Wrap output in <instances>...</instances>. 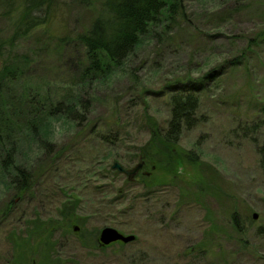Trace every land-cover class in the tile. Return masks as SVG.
<instances>
[{"label": "rangeland", "instance_id": "obj_1", "mask_svg": "<svg viewBox=\"0 0 264 264\" xmlns=\"http://www.w3.org/2000/svg\"><path fill=\"white\" fill-rule=\"evenodd\" d=\"M57 1L61 10L53 21L12 45V18L0 7V107L11 104L28 115L9 118L10 128L0 125V157L13 143L31 177L30 188L17 193L7 187L10 176L0 173V264L26 243L22 257L33 255V263L42 264L51 258L61 264H264V173L256 152L262 139L245 130L264 105V0H186L182 17L165 22L166 29L156 27L104 82L86 84L79 75L85 57L78 38L89 30L101 0ZM241 57L240 66L222 69ZM14 63L22 72L8 83L2 70ZM217 67L220 75L204 84L197 125L178 143L199 160L182 167L178 186L141 184L144 176L162 175L156 163L131 182L110 171L114 162L127 170L141 163L136 157L150 140L147 120L161 131L166 127L169 81ZM71 96L85 105L84 122L80 129L58 117L39 123L40 137L65 151L42 173L46 161L40 162L36 143L24 137L19 142L22 128L27 132L46 102ZM69 199H79L76 214L85 224H77L76 232L60 228L53 254L42 249L45 232L28 240L38 227L30 222L56 219ZM103 227L135 240L98 249Z\"/></svg>", "mask_w": 264, "mask_h": 264}, {"label": "trees", "instance_id": "obj_2", "mask_svg": "<svg viewBox=\"0 0 264 264\" xmlns=\"http://www.w3.org/2000/svg\"><path fill=\"white\" fill-rule=\"evenodd\" d=\"M185 1L101 0L98 13L93 19L89 30L78 38L81 47H83L85 57V65L82 66L79 74L81 76L80 80L84 84L93 80L104 82L112 74V68L121 66L125 59L135 50L146 44L156 27L166 29L165 22L176 17H182L185 11ZM0 7L5 10V15L12 18L10 20V28L11 32L12 30L13 32L12 36L8 39V44L11 45L14 41L28 35L31 31L53 21L56 18V13L61 10L57 0H0ZM60 40L62 41V39ZM241 59L242 57L228 61L223 68H212L202 75L193 76L187 74L184 77L169 81L165 85V89L167 90L165 94H170L168 99L169 119L166 127L161 131L154 122L147 120L146 124L150 128V140L146 146L140 149L136 157V160L143 162V168L156 163L157 171L162 175L158 178L142 177L141 184L144 187L151 188L156 184L175 183L185 173V170L182 168L183 166L190 165V163L198 165L199 160L195 152L179 149L178 143L180 137L184 131H189L197 125L198 119L196 114L199 110L204 84L209 80L216 79L220 75L219 72H222L221 70L225 67L240 66ZM243 60L242 64L244 63ZM25 61L27 60L25 59ZM4 66L1 76H4L8 83L16 80L19 73L22 72L21 68L15 63ZM77 97L72 98L71 96L68 99H61L54 105L46 102L44 109L33 113L35 116L32 117L31 125L28 127L27 132H25L24 127L22 128L26 136L24 135L18 140L20 142L24 137V139L38 145L37 152H40V157H42V161L40 162L46 161L41 167L44 170L42 173H48L65 151L62 147L59 153V149H52L51 144L45 138L40 137L38 133L39 123L42 124L45 120L58 117L74 125V128L78 127L80 129V125L85 119L86 107ZM32 101H27V103ZM10 105H7L5 109L0 107V125L9 128L12 126L10 125L12 121L9 118L15 120L22 118L21 120H23L25 117H28L27 113L23 114L22 111L15 110ZM32 105L36 106V103ZM259 108L261 110L255 114L254 121L250 126H245V130L252 135L260 133L262 140L257 145L256 152L259 156V167L264 173V105H261ZM4 112L8 113L10 117H4ZM259 114L261 117H258ZM97 134L105 141V134ZM11 137L10 134H7L6 139L8 140ZM252 140L254 141L253 138ZM3 142L4 140L0 139V144ZM10 144L9 149L4 150V153L0 157V173L10 176L11 179L8 181L7 187L10 186L13 188L12 190L19 193L28 190V187L30 188V170L18 163L14 144ZM101 170L103 171V169ZM126 180L131 182L127 177ZM184 182V180H180V183ZM174 186L176 187L178 184L175 183ZM10 194L12 193L10 192ZM13 203L14 200L11 199L7 207ZM78 206L79 199L65 200L57 209L58 217L56 219L40 220L41 222L37 221L35 224L30 222L29 225H37L38 227L33 228L35 229L34 232L29 231L27 235L28 240H33L41 232H45L48 241L42 244V249L51 254L55 253L57 242L53 237L60 228L73 231V228L77 224H85V220L82 219L80 221V217L76 214ZM232 219L235 220L234 215ZM71 228L72 230H70ZM259 233L264 235V230H259ZM26 244H22L14 256L10 255L9 259H6L5 264H18V262L28 261L31 262L29 264H42L39 260L33 263V255L30 260L29 258L24 259L22 257L23 254H26L24 251L26 250ZM92 247L95 246L92 245ZM47 264L61 263L53 261L51 258Z\"/></svg>", "mask_w": 264, "mask_h": 264}, {"label": "water", "instance_id": "obj_3", "mask_svg": "<svg viewBox=\"0 0 264 264\" xmlns=\"http://www.w3.org/2000/svg\"><path fill=\"white\" fill-rule=\"evenodd\" d=\"M141 164L137 165L133 170H127L122 165L117 162H114L111 166L112 170L117 171L120 174H124L129 179L136 175L138 170L141 168ZM256 219V216H253ZM78 227H74V231H78ZM99 243L101 246H107L115 242H121L122 244H128L135 240L133 235H124L118 230L111 227H104L99 232Z\"/></svg>", "mask_w": 264, "mask_h": 264}, {"label": "bare ground", "instance_id": "obj_4", "mask_svg": "<svg viewBox=\"0 0 264 264\" xmlns=\"http://www.w3.org/2000/svg\"><path fill=\"white\" fill-rule=\"evenodd\" d=\"M139 164H141L142 166H141V168L138 170V172L136 173V175L133 176V177H136L137 174H138V173L142 170V168H143V162H141V163H139ZM139 164H137V165H139ZM137 165H136V166H137ZM136 166H135V167H136ZM135 167H134V168H135ZM134 168H133V169H134ZM133 169H131V170H133ZM74 232H75V231H74ZM96 243H97L96 247H97L98 249H101V248H100L101 245H100V243H99V239H98V238H96Z\"/></svg>", "mask_w": 264, "mask_h": 264}, {"label": "flooded vegetation", "instance_id": "obj_5", "mask_svg": "<svg viewBox=\"0 0 264 264\" xmlns=\"http://www.w3.org/2000/svg\"><path fill=\"white\" fill-rule=\"evenodd\" d=\"M115 243H118V244H119L120 242H115ZM119 245H120V244H119ZM106 247H107V246H101L100 248H106Z\"/></svg>", "mask_w": 264, "mask_h": 264}]
</instances>
